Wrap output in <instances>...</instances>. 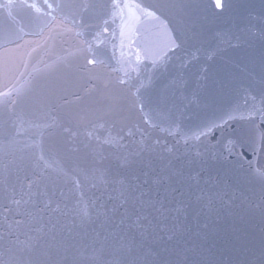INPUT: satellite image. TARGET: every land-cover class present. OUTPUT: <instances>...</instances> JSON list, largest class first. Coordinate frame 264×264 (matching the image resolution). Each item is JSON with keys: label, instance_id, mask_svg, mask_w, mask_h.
I'll return each mask as SVG.
<instances>
[{"label": "water", "instance_id": "water-1", "mask_svg": "<svg viewBox=\"0 0 264 264\" xmlns=\"http://www.w3.org/2000/svg\"><path fill=\"white\" fill-rule=\"evenodd\" d=\"M22 2L41 11L0 8L22 36L0 47V92L23 93L0 107V260L264 264V0H132L159 18L132 29L89 7L111 0ZM169 35L179 47L154 64L145 47ZM133 175L163 208L131 230L123 208L98 218Z\"/></svg>", "mask_w": 264, "mask_h": 264}, {"label": "snow or ice", "instance_id": "snow-or-ice-1", "mask_svg": "<svg viewBox=\"0 0 264 264\" xmlns=\"http://www.w3.org/2000/svg\"><path fill=\"white\" fill-rule=\"evenodd\" d=\"M47 3V0H45ZM14 7H30L34 8L36 12H40L41 9L37 7L35 4H26V3H20L16 4L14 3V0H7V3L0 5V8H7L11 10ZM47 7L49 9H52L53 11H59L62 15L63 19H67L66 16H63V9L66 7L64 4H56L55 6L53 4H47ZM89 7H97L100 9H106L108 10L107 14H110L113 17H119L121 20L122 28H128L132 29L136 22L139 21L141 16H147L152 17L154 19H159L156 17L155 13L152 11L147 10L145 7H142L139 3L132 2V0H125L124 3H121L120 0H111V4H97V5H89ZM216 7L221 8V0H216ZM9 16H11V12H9ZM56 16H51L50 20L47 23V27H51V25L56 21ZM107 23V20L104 21ZM160 26L162 28L166 29V25L163 24V22H160ZM107 29H105L106 31ZM23 30L21 29V32ZM22 36L14 35L12 29L9 27H0V47H3L6 51L8 49L9 44L16 43L19 39H21ZM170 47H179V45L176 43V40H173L171 36L169 35L167 37V42L164 44L163 47L160 48L158 52H153L150 48L145 47V55L147 57L152 58L153 63L163 62L165 60V57L167 56V50ZM140 57L137 56V61H139ZM88 63H97L96 60H89ZM123 83V81H121ZM13 94L16 96V99H12ZM23 95L22 91L20 89H9L8 92H0V107L7 108L9 105H15L19 98ZM141 107H143V104H141ZM38 127V125H34ZM20 133L17 132V135ZM39 147V145H37ZM42 159V157H41ZM143 163L142 161H126L124 164V167L132 170L134 172L135 166L138 164ZM146 167H150V162L148 165H145ZM147 175V173H145ZM173 175H179L178 173H174ZM173 178L172 175H164V176H156L153 178L154 184H161L167 181H171ZM122 185L121 189V197L122 201L121 203L117 205H113L112 207H106L104 204H100L96 209V215L97 217H103L104 220L112 221L113 223H116L113 221V217L117 212H120V209L123 208V212H120V220L118 223H116V227L119 228L123 225H125L126 221L131 220V224L127 225V227L131 230L134 226L143 228L144 225L142 224L143 220H147V216H143L141 213V209L145 207H152L157 208L159 211L161 208H163V203L161 201H157L149 197L148 199H145L146 196H148V193L145 190H142L141 183L139 182V176L133 175L132 180L128 183H125L123 180L119 181ZM144 183H147V180L144 181ZM29 189H31L32 185L31 183L28 185ZM16 203H19L17 201ZM126 205L131 206V210ZM159 205V207H157ZM92 220V212L90 210H84L81 213V225L85 226L88 223H90ZM105 240L108 239L106 236L104 238ZM132 240L135 238L132 237ZM125 248H127V244L124 245ZM0 264H7L6 261L0 260ZM17 264H31V261H19ZM125 264H137V260L135 257L127 260Z\"/></svg>", "mask_w": 264, "mask_h": 264}]
</instances>
